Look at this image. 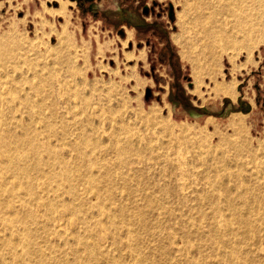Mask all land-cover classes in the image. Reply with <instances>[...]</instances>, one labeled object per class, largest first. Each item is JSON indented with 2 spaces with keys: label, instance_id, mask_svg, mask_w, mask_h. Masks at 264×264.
I'll use <instances>...</instances> for the list:
<instances>
[{
  "label": "rangeland",
  "instance_id": "rangeland-1",
  "mask_svg": "<svg viewBox=\"0 0 264 264\" xmlns=\"http://www.w3.org/2000/svg\"><path fill=\"white\" fill-rule=\"evenodd\" d=\"M145 2L154 49L76 1L0 0V264H264V0L216 68L200 0Z\"/></svg>",
  "mask_w": 264,
  "mask_h": 264
},
{
  "label": "bare ground",
  "instance_id": "bare-ground-1",
  "mask_svg": "<svg viewBox=\"0 0 264 264\" xmlns=\"http://www.w3.org/2000/svg\"><path fill=\"white\" fill-rule=\"evenodd\" d=\"M258 1L259 0H200V2L203 3L204 9H205V14L203 16L204 40L206 41V44H207V46H209V48H213L212 46L217 45V49H218L217 50V56L214 57V61H213L212 66H211L212 68L218 67V60L223 54L227 53L226 52L227 46H229L232 50V49H234V46L238 45L235 43V41H233L234 39L232 40V38H231L232 35L234 37L240 33L243 35L247 34L250 36V30L248 29V27L246 25L247 23L245 21L244 15H243V9H244V7H247L248 3L256 4V2H258ZM221 15H223L224 17L228 16V17L232 18L230 23L234 28L231 31H232V33L235 32V34H227L225 32L224 26H223V25H225V20H219L218 19V16L222 18ZM222 21H223V23H222ZM228 24L229 23L227 22V25ZM251 41H252V39L250 37H248L247 42H242L243 44L240 42L239 48L245 49V45H247ZM0 43H2L1 39H0ZM187 57H188V60H191L190 53L187 55ZM187 57H186V59H187ZM204 71L206 73H208L209 69L206 68ZM204 71H202V69L200 67H198V68L195 67L192 74L194 75L195 78H198V76H200ZM215 90L217 92H220V93H222L224 95H228V96H231L234 93V91L232 90V87H230L228 85H217L215 87ZM230 126H232V125H230ZM3 146H4V142H3L2 138H0V147H3ZM33 148L35 149L36 147L33 146ZM240 148H241V146H240ZM4 157H5V159H7L6 156H4ZM0 191H1V189H0ZM14 213H15V211H14ZM13 217H14V215H13ZM0 221L5 223V228L12 231L11 226L14 223L13 221L10 220L11 221L10 222L8 219H5L4 216L0 218ZM2 237L3 236L0 235V242H2L1 241ZM3 241H5V240H3ZM236 249L238 251V248H236ZM14 251L15 250L12 248L9 253H12V255H11L12 257L15 255V261H16V260H18V256L16 255V253ZM3 252H4V250H3ZM229 253L231 254V252H229ZM234 254L236 255V252H234V253H232V255H230L231 256L230 260H232V263H230V262L229 263L230 264H239L238 259L233 257ZM233 258L236 259V261H233L234 260ZM0 260L3 261V257L1 254H0ZM3 263H4V261H3Z\"/></svg>",
  "mask_w": 264,
  "mask_h": 264
},
{
  "label": "flooded vegetation",
  "instance_id": "flooded-vegetation-1",
  "mask_svg": "<svg viewBox=\"0 0 264 264\" xmlns=\"http://www.w3.org/2000/svg\"><path fill=\"white\" fill-rule=\"evenodd\" d=\"M76 1L81 10H89L95 17L100 19L112 29H115L118 35L124 37L125 29H132L135 31L137 37L142 38L145 41V45L154 49L153 43L149 40V37H154L158 40H164L163 35L158 34L159 22L156 20H148L146 16L155 15L154 9L158 4L152 2L149 6L145 0H119V5L116 8H107L105 11L99 9L96 10L89 5L92 0H71ZM160 13H157L158 18ZM139 17L142 19L140 20ZM167 17L173 20V10L167 7ZM149 36V37H148ZM166 40V39H165ZM140 46V43L137 45ZM166 46V45H165ZM169 44L167 43V47ZM167 51V48L165 49ZM167 63L170 68L174 70V61L172 51H168ZM162 59V58H161ZM264 59V56H263ZM264 63V61H263Z\"/></svg>",
  "mask_w": 264,
  "mask_h": 264
},
{
  "label": "water",
  "instance_id": "water-1",
  "mask_svg": "<svg viewBox=\"0 0 264 264\" xmlns=\"http://www.w3.org/2000/svg\"><path fill=\"white\" fill-rule=\"evenodd\" d=\"M169 7H170V9H171V8H172V5L169 4ZM148 94H149V90L146 91V95H145V98H146V99H147V97H148Z\"/></svg>",
  "mask_w": 264,
  "mask_h": 264
},
{
  "label": "crops",
  "instance_id": "crops-1",
  "mask_svg": "<svg viewBox=\"0 0 264 264\" xmlns=\"http://www.w3.org/2000/svg\"><path fill=\"white\" fill-rule=\"evenodd\" d=\"M128 45H129V47H132V43H129ZM257 88H260L261 89L262 87L259 86V84H258V87Z\"/></svg>",
  "mask_w": 264,
  "mask_h": 264
},
{
  "label": "trees",
  "instance_id": "trees-1",
  "mask_svg": "<svg viewBox=\"0 0 264 264\" xmlns=\"http://www.w3.org/2000/svg\"><path fill=\"white\" fill-rule=\"evenodd\" d=\"M177 101H178L179 103L182 102V101H180V100H177ZM182 104H184V103H182ZM184 106L186 107V104H184Z\"/></svg>",
  "mask_w": 264,
  "mask_h": 264
}]
</instances>
